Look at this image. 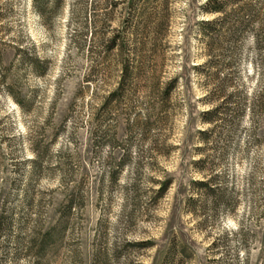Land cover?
<instances>
[{
  "label": "rangeland",
  "instance_id": "374dc122",
  "mask_svg": "<svg viewBox=\"0 0 264 264\" xmlns=\"http://www.w3.org/2000/svg\"><path fill=\"white\" fill-rule=\"evenodd\" d=\"M209 1L0 0V264H264V0Z\"/></svg>",
  "mask_w": 264,
  "mask_h": 264
},
{
  "label": "trees",
  "instance_id": "16d2710c",
  "mask_svg": "<svg viewBox=\"0 0 264 264\" xmlns=\"http://www.w3.org/2000/svg\"><path fill=\"white\" fill-rule=\"evenodd\" d=\"M32 1V5H33V7L37 10V12L39 13V14H43V8H42V5H43V0H31ZM55 1H57V0H55ZM142 1H144V0H142ZM209 2H212V3H214L215 5H213V6H211V7H207V8H204V10L205 11H221L222 10V3L224 2V1H220V0H210ZM250 11H252L251 10V8H249V6L247 7V8H244V12H247V13H249ZM150 13V12H149ZM151 15H153V16H159V13H157V12H151ZM152 17V16H151ZM204 22H206V24L207 25H211V24H213L215 21H211V22H208V21H204ZM203 24H205V23H203ZM39 64H37L36 63V65L35 66H33L34 67V69L36 70V68L37 67H39L38 66ZM198 66V65H197ZM196 66V67H197ZM134 69H135V74H138L139 73V70H140V68H139V64H136L135 66H134ZM37 71V70H36ZM131 68H130V66L126 63V62H122V64H121V69H120V79H119V82H118V87H117V91H119V90H121L122 88H123V83H125V82H127V80L129 79V77H130V75H131ZM172 85V82H170L165 88H164V90H163V94L164 95H166L167 93H168V90L170 89V86ZM12 95V94H11ZM13 97V96H12ZM14 99V101H16V103L18 104V105H22L21 104V102H20V100H18V99H15V98H13ZM217 110V108H215V109H212L211 111H204V113L203 114H205V115H207V114H213V112H215ZM193 184H195V185H202L203 184V182L202 181H194L193 182ZM162 189H163V187H162ZM162 189H160V190H162Z\"/></svg>",
  "mask_w": 264,
  "mask_h": 264
}]
</instances>
